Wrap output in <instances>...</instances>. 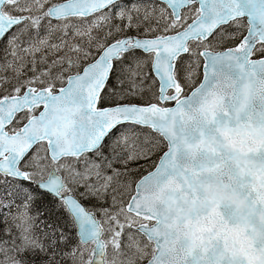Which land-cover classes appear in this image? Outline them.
Here are the masks:
<instances>
[{"label": "snow or ice", "instance_id": "6c2138e0", "mask_svg": "<svg viewBox=\"0 0 264 264\" xmlns=\"http://www.w3.org/2000/svg\"><path fill=\"white\" fill-rule=\"evenodd\" d=\"M0 264H264V0H0Z\"/></svg>", "mask_w": 264, "mask_h": 264}]
</instances>
